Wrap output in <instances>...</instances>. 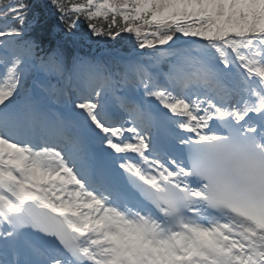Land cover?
Here are the masks:
<instances>
[{"label": "snow or ice", "instance_id": "obj_1", "mask_svg": "<svg viewBox=\"0 0 264 264\" xmlns=\"http://www.w3.org/2000/svg\"><path fill=\"white\" fill-rule=\"evenodd\" d=\"M0 264H264V0H0Z\"/></svg>", "mask_w": 264, "mask_h": 264}]
</instances>
